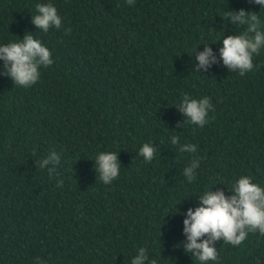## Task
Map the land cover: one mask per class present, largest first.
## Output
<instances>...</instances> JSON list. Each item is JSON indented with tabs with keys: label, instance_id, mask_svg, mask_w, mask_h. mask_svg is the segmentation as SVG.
Here are the masks:
<instances>
[{
	"label": "trees",
	"instance_id": "obj_1",
	"mask_svg": "<svg viewBox=\"0 0 264 264\" xmlns=\"http://www.w3.org/2000/svg\"><path fill=\"white\" fill-rule=\"evenodd\" d=\"M37 4L57 9L60 29L38 31ZM240 9L264 31L249 0H0V46L32 34L53 61L27 88L0 76V264H131L141 247L146 264H202L183 249L179 213L205 191L230 195L242 176L264 189V48L244 76L220 59L223 38L245 31L227 13ZM206 45L217 63L193 71ZM185 94L209 98L203 127H177ZM145 143L151 162L139 155ZM185 144L197 151H179ZM52 151L50 177L37 162ZM107 152L121 168L104 184L94 161ZM215 248L204 264H264L258 231Z\"/></svg>",
	"mask_w": 264,
	"mask_h": 264
},
{
	"label": "clouds",
	"instance_id": "obj_2",
	"mask_svg": "<svg viewBox=\"0 0 264 264\" xmlns=\"http://www.w3.org/2000/svg\"><path fill=\"white\" fill-rule=\"evenodd\" d=\"M126 2L128 5H133L135 0H126ZM249 2L260 5L264 10V0H249ZM36 11L38 14L32 16L31 23L38 31L47 33L50 28H61L62 18L52 4H37ZM227 13L233 25L239 24L246 28L241 35H229L223 38L220 59L229 71H238L240 76H244L245 73L253 70L254 54H259L261 48H264V31L261 30V20L255 12L240 9L238 12L227 11ZM66 31L70 32V29ZM50 56L49 49L43 46L41 40L26 33L20 42L0 46V61H3L0 76L10 78L15 86L30 87L39 79L38 69L52 65ZM194 57L199 65L193 71L199 73L200 69L207 71L212 64L217 63V58L208 45L203 52L198 54L195 52ZM177 108L186 118L184 125L177 124V127H184L186 124L203 127L207 123L206 117L212 105L208 97L196 100L185 94ZM178 141L177 135L171 137L173 145L178 144ZM155 151L151 144L145 143L139 155L146 162H151ZM179 151L195 153L197 149L195 145L185 144L180 146ZM117 157L118 155L112 152L100 153L94 161L100 180L104 184L111 183L119 176L121 166ZM59 164L60 156L55 151L37 162L39 168L48 169L50 177L56 172ZM199 165V158H195L184 168L183 176L188 183L194 181ZM60 184L62 181L58 182V186ZM228 192L231 194L226 196L223 190L205 191L198 197V207L189 208L186 213H179L185 217L183 235L186 240L182 242L183 249L202 264L217 260L215 244L218 241L222 240L238 246L245 241L249 232L258 231L264 235V189L252 183L250 177L242 176L232 190L228 189ZM148 259L147 248L141 247L131 260V264H146ZM151 264H156V261L152 260Z\"/></svg>",
	"mask_w": 264,
	"mask_h": 264
}]
</instances>
